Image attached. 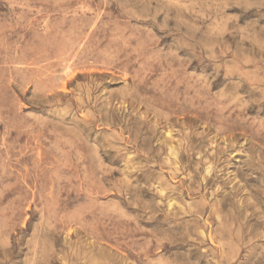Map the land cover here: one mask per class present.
I'll return each instance as SVG.
<instances>
[{
    "label": "rangeland",
    "instance_id": "rangeland-1",
    "mask_svg": "<svg viewBox=\"0 0 264 264\" xmlns=\"http://www.w3.org/2000/svg\"><path fill=\"white\" fill-rule=\"evenodd\" d=\"M0 264H264V0H0Z\"/></svg>",
    "mask_w": 264,
    "mask_h": 264
}]
</instances>
